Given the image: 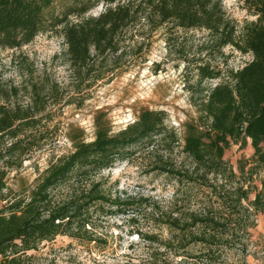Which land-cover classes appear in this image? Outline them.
<instances>
[{"label": "trees", "instance_id": "obj_1", "mask_svg": "<svg viewBox=\"0 0 264 264\" xmlns=\"http://www.w3.org/2000/svg\"><path fill=\"white\" fill-rule=\"evenodd\" d=\"M100 3L103 11L86 16ZM244 4L257 18L240 26L223 0H0L1 48H21L40 33L60 27L69 63L84 78L99 57L119 51L122 34L139 27L149 36L166 26L204 30L208 52L233 46L253 57L228 75L208 60L197 65L201 80L221 81L210 88L199 116L183 123L182 135L167 123L166 111L150 108L141 109L133 122L117 131L109 119L98 115L93 140L86 138L84 129L72 131L73 149L52 157L28 195L10 199L0 209L1 264H35L29 251L58 235L97 243L95 216L126 215L136 206L135 197L114 196L103 173L129 159V150L145 142L167 143L171 151L182 146L190 164L164 155L156 162V168L179 185L174 199L184 201L180 209H161L154 217L171 236L161 240L138 227L135 232L168 251L176 249L175 257H182L174 260L177 264H191L189 259L193 264H248L250 228L264 212V0ZM42 95L36 85L31 105H0V201L11 190L10 172L19 173L28 154L44 144L37 125L45 114L37 107ZM249 141L254 154L239 159L236 171L225 153L235 144L245 148ZM131 220L138 224L134 217ZM228 252L236 255L233 263L225 261ZM163 255L154 256L167 264Z\"/></svg>", "mask_w": 264, "mask_h": 264}, {"label": "rangeland", "instance_id": "obj_2", "mask_svg": "<svg viewBox=\"0 0 264 264\" xmlns=\"http://www.w3.org/2000/svg\"><path fill=\"white\" fill-rule=\"evenodd\" d=\"M223 3L240 26L257 18L250 14L244 0H223ZM104 8L100 3L86 16H96ZM121 37L119 51L99 57L85 78L75 73L69 63L60 27L40 33L21 48L0 47V105H31V91L37 85L43 93L37 107L45 109L37 124L42 129L38 135L44 144L28 154L19 173L10 172L11 190L6 191V200L0 201V209L8 200L28 195L36 177L52 157L73 149L69 138L72 131L84 129L86 138L93 140L98 115L109 119L117 131L133 122L143 108L164 110L167 123L182 135L183 123L199 116L200 105L210 88L221 81L219 78L201 80L197 65L208 60L228 75L253 58L233 46H227L223 52L213 48L208 52L205 45L208 33L204 30L166 26L149 36L148 31L139 27ZM47 127L58 131L52 134L44 130ZM253 154L249 141L245 148L233 145L226 151L225 159L238 171L239 159L251 158ZM128 155L129 159L117 162L104 171L103 176L108 177L107 189L114 196L135 197L136 206L128 209L126 215L95 216L94 233L100 239L97 243L71 235H58L52 241H44L39 250L28 253L35 264L48 261L54 264H160L158 256H154L157 252H165L163 258L167 259V264L182 258L175 257L176 249L168 251L146 241L135 228L144 233H156L161 240L171 236V231L159 227L154 217L161 209H180L184 201L174 199L179 185L161 173L156 162L161 155L171 157L178 164L184 161L189 165L190 159L183 153L182 146L176 145L171 151L167 143L162 142H145L130 149ZM255 185L261 186L260 178ZM255 196L256 190L250 194V199ZM143 199L148 202L140 204ZM131 217L137 219L138 224L133 225ZM250 234L248 264H264V212L257 215ZM235 259L236 255L228 252L225 261L233 263ZM189 260L193 264V259Z\"/></svg>", "mask_w": 264, "mask_h": 264}]
</instances>
